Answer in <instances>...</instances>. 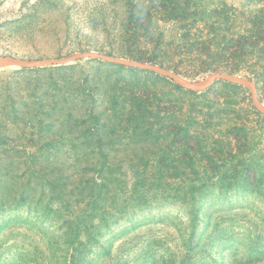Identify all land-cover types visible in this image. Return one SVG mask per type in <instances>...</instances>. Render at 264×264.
Returning <instances> with one entry per match:
<instances>
[{"label":"rangeland","instance_id":"374dc122","mask_svg":"<svg viewBox=\"0 0 264 264\" xmlns=\"http://www.w3.org/2000/svg\"><path fill=\"white\" fill-rule=\"evenodd\" d=\"M209 1L234 7L240 15L258 4ZM116 4L115 0H0V56L42 62L97 53L129 60L106 40L116 31L114 25L124 22L115 18ZM237 19L246 24L261 18ZM233 31L229 30L238 32ZM170 64L175 67L171 72H179L187 82H201L213 74L192 71L179 61L163 66ZM21 69L0 67V264H264L262 185L249 181V189H243L233 182L228 191L213 189L193 212L173 200V192L164 191L161 181L181 176L163 171V166H178L194 156L192 149L187 152L174 143L179 141L175 125L162 120L164 107H190L188 97L182 98L183 89L147 72L92 59ZM134 94L142 95V104ZM207 98L256 111L249 90L227 83L212 84ZM258 98L264 106V89ZM150 99L155 119L147 113ZM52 100L57 102L50 104ZM120 114L122 124H106L108 117L113 120ZM99 116L102 121L96 124ZM147 118L155 123L150 132L140 124ZM228 123L206 120L205 127L219 126L204 129L209 141L230 136ZM168 130L170 136L163 140ZM189 130L203 131L194 124ZM211 145L207 152H213ZM98 151L108 157L93 158L92 152ZM94 162L110 164L117 182L109 195L105 196L108 188L103 189L95 228L83 229L75 240L83 245L93 238V247L84 249L78 243L70 245L65 217L55 223L57 200L65 193L54 197L49 184L60 170L70 188L72 166ZM74 248L82 252L70 262Z\"/></svg>","mask_w":264,"mask_h":264},{"label":"trees","instance_id":"16d2710c","mask_svg":"<svg viewBox=\"0 0 264 264\" xmlns=\"http://www.w3.org/2000/svg\"><path fill=\"white\" fill-rule=\"evenodd\" d=\"M115 1L119 7L118 12H114L115 18H124V22L114 25L117 28L113 30L116 31L106 35V40L113 42L118 50L124 51L129 60L157 65L169 71L174 67L173 64L168 67L163 64L179 61L188 69L199 73L237 76L252 82L261 98L264 89V0H256V8L241 15L234 7L221 3L212 4L209 0ZM237 18L261 19H251L245 24ZM174 29L176 32L172 33ZM255 29L258 30L255 32ZM142 30H146V33L141 34ZM229 30L238 32L230 33ZM173 72L180 76L179 72ZM52 83L57 84V81ZM208 92L209 88L201 93L182 90V98L188 97L190 107L187 109L182 105L181 108L164 107L162 110L164 123L174 124L177 128L179 141L174 143H178V147L184 151L191 152L192 149L194 156L187 157L190 159L188 161L182 160L178 166H163V171L178 172L181 178H167V182L163 180L161 183L166 188L164 191L174 193L173 200L189 208L191 212L199 209L198 204L202 198L213 189L217 193L228 191V185L233 182L243 189H249V181L256 187H264V115L237 108L234 103H221L219 100L211 102L207 98ZM133 99L142 104L141 94H134ZM56 102L52 100L50 104ZM152 102L151 99L147 102V113L151 114L150 119H155V106ZM150 119L140 120V124L149 129V132L155 124ZM224 119L229 121L227 127L230 136L222 140H213L212 137L209 141L204 129L219 126L212 124L205 127L206 120L215 123ZM101 121L99 116L94 122L98 124ZM134 121L137 123L139 119ZM107 122L106 124L112 122L120 125L122 115L113 120L108 117ZM80 124L85 126V122ZM193 124L203 131H190L189 127ZM170 133L168 130V135L163 140ZM224 141L226 142L223 143ZM208 144H212L213 152L206 151ZM104 153L92 152V156L95 159L108 157ZM72 170L74 177L68 180L74 182H68L71 184L70 188L60 170L53 173L49 184L54 197L58 198L65 193L62 200H57L60 208L53 213V218L55 223H59L61 221L57 218L65 217L71 246L78 243L75 240H79L78 236L83 229L95 228L94 223L99 221L97 215L101 197L105 195L103 189L108 188L107 196L111 192L110 187L117 182V173L112 171L110 164L94 162L87 166L74 165ZM219 173L222 174L220 178L208 176ZM226 173L231 176L224 177ZM158 179L162 178H157L156 181ZM134 188L137 189V186ZM254 189L250 190L251 193ZM68 192L69 195L66 196ZM92 241L93 238H89L88 243L78 245H82L84 249L91 248ZM80 252L82 251L74 248L70 262L76 260Z\"/></svg>","mask_w":264,"mask_h":264},{"label":"water","instance_id":"95a60500","mask_svg":"<svg viewBox=\"0 0 264 264\" xmlns=\"http://www.w3.org/2000/svg\"><path fill=\"white\" fill-rule=\"evenodd\" d=\"M80 59L99 60L108 64L120 66L127 69L149 72L156 76L172 81L178 87L188 92L201 93L207 90L208 88H210L211 85L216 82H222V83H227L230 85L242 87L250 91L251 101L253 103L255 110L259 114L264 115V106L261 104L258 98L256 86L252 82L246 79L225 73H213L210 76H208L204 81L201 82H187L184 79H182L180 76L160 66L150 65L147 63L137 62L132 60L117 59L106 54H97V53H82L67 58H63L61 60H54V61L47 60L42 62L20 61L13 57L0 56V67L11 66V67H19L24 69V68H32L38 65H43L46 67L59 66Z\"/></svg>","mask_w":264,"mask_h":264}]
</instances>
